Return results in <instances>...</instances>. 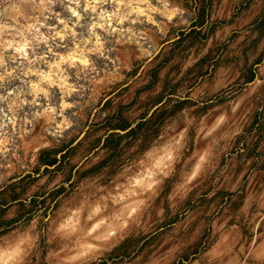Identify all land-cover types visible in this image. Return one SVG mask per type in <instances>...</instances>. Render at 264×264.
Instances as JSON below:
<instances>
[{"label": "clouds", "instance_id": "1", "mask_svg": "<svg viewBox=\"0 0 264 264\" xmlns=\"http://www.w3.org/2000/svg\"><path fill=\"white\" fill-rule=\"evenodd\" d=\"M203 2L0 0V201H7L0 206L4 209L0 222L31 209L32 201L54 203L53 194L69 184L71 170L84 172L106 159L112 139L119 141L121 149L103 169L104 173L113 166L117 169L111 184L116 195L98 185L101 176L85 177L77 191L85 188L90 194L78 197L72 221L65 222L61 216L49 222L51 227L42 228L43 216L37 210L27 223L12 225L10 230L0 227V264H100L105 253L129 236L154 231V221L166 214L179 219L166 225L162 243L157 241L154 250L146 249L130 264H179L185 249L202 236L194 223L197 215L186 207L189 197L195 207L209 187L213 189L209 199L221 188L234 194V200L243 196L235 228L246 226L248 236L240 232L239 238L230 239L223 235L220 221L214 220L212 239L194 264H264V231H260L264 144L251 158L247 153L243 160L233 157L231 166L223 170L219 164L238 138L244 137L249 145L255 142V133L249 135L246 126L255 107L252 98H264V40L254 54L251 50L239 54L241 49H236L237 62L225 80L216 75L191 86L199 89L197 107L221 90L237 98L213 109L219 114L211 128L206 129L204 120L195 125V118L185 115L183 123L179 117L171 124L165 122L147 144L143 133L116 135L121 122L131 127L146 111L141 107L145 97L136 107L127 106L144 83L142 76L134 74L136 69L156 52L172 27L194 22ZM240 3L245 10L237 43H251L259 33L249 21L264 19V0H232V7L239 11ZM192 63L190 59L184 69ZM250 74H258L251 83ZM108 97L112 103L106 107ZM245 100L249 104L241 113ZM46 152L56 156L55 167L44 162ZM241 163L243 171L237 176L235 169ZM245 175L247 188L243 189ZM182 233L191 236L184 240Z\"/></svg>", "mask_w": 264, "mask_h": 264}, {"label": "rangeland", "instance_id": "2", "mask_svg": "<svg viewBox=\"0 0 264 264\" xmlns=\"http://www.w3.org/2000/svg\"><path fill=\"white\" fill-rule=\"evenodd\" d=\"M244 10V3L239 4V11H237L232 7V0H228L227 3L225 0H204L201 12L194 22L186 26L176 25L172 27L168 35L160 41L156 52L145 63L140 64L134 73L137 77L142 76L144 83L132 93L127 101V106L128 108H134L140 103V98L145 97L141 107L145 108L146 111L141 113V119L131 127L127 126L126 122H121V127L116 129V135L124 136L127 134L137 137L140 133H143L145 144H147L160 133L165 122L171 124L179 117L178 122L183 123L185 115L188 119L194 117L195 125H198L200 120H204L206 129L211 128L219 114L213 109L225 106L231 102V99L237 98H230L228 93L221 90L211 98L201 100V106L197 107L196 100L198 99L199 89L192 90L191 86L194 82L211 79V76L216 75L221 80H225L233 65L237 62L234 56L247 53L249 50L253 54L255 53L260 41L264 40V19L253 17L249 21L253 25V31L259 33L257 39L252 40L251 43L245 40L238 44L239 26L243 23L242 14ZM209 41H211L210 46ZM205 48L209 50L206 55L202 56L201 53ZM236 49H241V53H236ZM190 59L193 63L185 70L184 65ZM257 76L258 74H250L249 83ZM125 91L129 90L125 89ZM111 103V98H106L105 106L109 107ZM248 104L249 101L245 100L240 105L241 113L247 110ZM252 104L255 107L249 114L246 131L249 135L255 133V142L249 145L244 137L238 138L237 145L231 154L219 161L220 170L230 167L229 161L233 157L237 160H243L245 153L248 154L249 158L258 154L260 145L264 144V111L261 110L264 108V98L260 100L252 98ZM120 111L123 113L124 109L121 108ZM155 111L159 114L156 118H153L152 114ZM189 135L194 140V128L189 129ZM191 150H196L194 144L191 145ZM109 151L110 155L106 159L84 172L72 169L68 177L71 190H69V184H66L54 193V203L49 205L48 201L43 199L39 202L32 201L33 207L31 209H25L12 221L0 222V227L10 230L12 225L21 222L27 223L31 220L32 213L37 210L43 216L42 228L51 227L49 222L61 216H63L65 222L72 221L75 212L78 210L76 207L78 197H86L90 194L85 188L77 191L80 180L85 177L94 180L96 176H101L102 179L98 181V185L101 188H108L111 192L112 180L115 178L117 169L113 166L108 173H104L103 169L113 161L114 157L120 154L121 149L118 140L112 139L110 141ZM43 160L50 168L55 167L58 163L56 156L48 152L43 154ZM241 171H243L242 163L237 165L235 175L238 176ZM25 177H27V173H25ZM220 179L223 181V176ZM247 180L248 176L245 175L243 189L247 188ZM212 190L211 187L207 188L206 192L203 193L204 198L195 201V207H193V197H189L186 207L192 208L193 213L197 215V220L194 223L201 228L202 236L195 245L185 249V254L180 258L179 264H194V260L201 250L212 239L211 232L214 220L218 219L220 221L223 235L229 236L230 239L233 236L239 238L240 232L245 237L248 236L246 226L242 225L239 230L235 228L238 222L234 217L237 209L242 204L243 196L241 195L234 200V194L221 188L215 196L209 199L208 196ZM74 192L76 196L73 195ZM107 194L98 193L101 196ZM111 195H116V193L111 192ZM6 203L7 201H0V206ZM3 211V207H0V216L3 215ZM178 219V216L166 214L163 220L154 221V231L129 236L110 253H105V257L101 259L100 264H126V262L130 264V261L134 260L136 255L143 253L146 249L154 250V246H158L157 241H160V237L164 235L166 225L175 224ZM201 220L204 221L203 225L200 224ZM204 225L207 227L205 228ZM260 231H264V226L261 227ZM181 236L184 240H187L191 233L187 235L182 233ZM177 239H180V237H177ZM160 242L162 243V241ZM43 243L42 240L41 244L43 245Z\"/></svg>", "mask_w": 264, "mask_h": 264}, {"label": "trees", "instance_id": "3", "mask_svg": "<svg viewBox=\"0 0 264 264\" xmlns=\"http://www.w3.org/2000/svg\"><path fill=\"white\" fill-rule=\"evenodd\" d=\"M158 114H159V113H158L157 111H155V112L152 114V117H153V118H156V116H158Z\"/></svg>", "mask_w": 264, "mask_h": 264}]
</instances>
